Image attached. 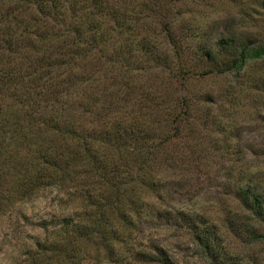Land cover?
Returning a JSON list of instances; mask_svg holds the SVG:
<instances>
[{
  "label": "rangeland",
  "instance_id": "obj_1",
  "mask_svg": "<svg viewBox=\"0 0 264 264\" xmlns=\"http://www.w3.org/2000/svg\"><path fill=\"white\" fill-rule=\"evenodd\" d=\"M58 2L62 13L67 12L60 15L62 34L83 9L72 19L71 11L65 9L69 0ZM100 2L112 4L117 13L124 11L129 17L124 29L116 21L123 15L115 18L104 11L98 17L106 26L101 43L109 47L105 51L109 59L100 73L103 78L93 89L100 91L120 81L115 73L123 69L113 65V54L124 51L115 45L122 46L126 38V51L134 62L131 72L123 74L131 90L127 117L136 118L140 108L148 106L145 119L161 117V127L171 134L165 142L154 132L142 139L139 155H148L145 166L153 176L151 198L133 216V233L119 230L120 244L126 250L116 264H264V55L247 59L233 70L225 64L226 54L204 56L229 37L264 42V0H128L127 6L123 0ZM9 5L23 12L14 20L20 24L17 34L34 40L32 33H21L36 9L29 0H0V39L5 28L2 13ZM43 21L47 25L53 22ZM6 22L12 28L11 19ZM50 34L43 47L53 41ZM62 38L71 43L72 37ZM140 39L147 48L138 46ZM180 44L184 56L177 54ZM79 46L80 51L83 47ZM0 52V73L18 67L20 61L29 63L12 44L0 42ZM8 102L6 96L0 107ZM150 111L154 113L146 116ZM72 115L66 116L68 122ZM8 118L14 127L13 115L0 113V120ZM100 124L96 120L85 128H99ZM1 134L8 143L13 129L0 130V138ZM20 143L17 156H29L25 141ZM57 144L60 147L59 141ZM93 146L100 151L97 144ZM8 163L0 162V177L12 189L27 164H16V159ZM128 166L119 165L118 178L141 183L134 180L136 172L129 174ZM111 188L106 185V190ZM82 198L73 186L52 184L25 199L5 201L0 209V264L70 263L78 249L57 250L50 244L72 238L76 230L79 235L74 237L80 238L92 228L88 224L93 212ZM78 264L115 263L83 258Z\"/></svg>",
  "mask_w": 264,
  "mask_h": 264
},
{
  "label": "trees",
  "instance_id": "obj_2",
  "mask_svg": "<svg viewBox=\"0 0 264 264\" xmlns=\"http://www.w3.org/2000/svg\"><path fill=\"white\" fill-rule=\"evenodd\" d=\"M29 1L35 3L36 9L24 23L21 33H32L34 40L16 32L20 24L14 20L18 14L23 13L18 6L9 5L2 13L5 28L0 42L6 46L12 44L18 52L24 54L22 59H27L29 63L27 65L20 61L18 67L11 66L0 73V101H4L6 96L10 97V102L0 107V113L12 114L15 124L14 127L10 126L12 122L9 118L0 120V130L13 129L12 140L8 143L3 142L1 134L0 162L9 164V159H16V164H27L25 171L20 172L13 182L12 189L9 184H2L5 181H1L0 177V209L5 201L25 199L27 195L52 184L60 188L73 186L83 197L86 207L93 212L92 222L88 224L92 228L82 233L80 238L74 237L76 233L79 235L76 230L72 238L56 241L50 244V248L60 250L63 247V250L68 248L67 251L70 248L78 249L73 259L67 257L71 261L67 264H78L83 258L119 263L126 250L120 244L123 240L119 230H129L128 235H131L134 231H130L133 216L151 198L150 181L153 176L150 167L145 166L148 155L144 152L142 156L139 155L144 146L142 139L154 132L162 136L161 142H165L170 141L171 134L161 127V117L156 115L145 119L144 108L148 106L140 108L136 118L130 120L127 117L131 90L123 74L131 72L134 62L126 51V46H129L126 38L122 46L115 45V48H124V51L113 52L116 58L113 65L117 64L123 69L115 73L120 81L100 91L92 87L103 78L100 73L105 71L109 59L105 53L109 47L101 43L106 26L103 27V20L98 17L104 11H109L115 18L123 15L116 21L124 29L129 17L126 12L117 13L112 4L103 5L100 0H69L65 9L71 11L69 15L72 19H76L75 13L80 9L86 11L87 16L84 20L83 12L77 14L78 20L73 21V25L67 26L61 34L58 25L61 27L63 16H60L62 5L58 0ZM16 2L18 0H14ZM123 3L127 6L128 0H123ZM9 18L12 28L6 22ZM43 19H52L53 22L47 25ZM48 32L54 38L43 47L45 37H49ZM70 32L72 36H69ZM63 36L72 37V45L66 39L63 40ZM79 45L83 47L80 51ZM138 46L147 48L141 39ZM183 47L182 44L176 45L177 54L184 56ZM34 51L35 57L31 60ZM216 53L226 54L225 64L232 70L238 69L247 59L264 55V42L229 37L218 41L217 48L207 51L204 56L211 58ZM122 85L124 88H121ZM123 107L125 110H121ZM153 113L150 111L146 116ZM71 114V121L68 122L66 116ZM96 120L101 121L99 128H85V125ZM158 128L163 129L160 130L163 132L158 131ZM20 141H25L24 148L29 156H17L22 147ZM58 141L60 147L57 146ZM94 144L99 146L100 151L94 150ZM136 162L138 166L132 164ZM120 164L129 165V174L134 176L136 172L134 180L141 183L131 184L120 180ZM106 185L112 188L106 190Z\"/></svg>",
  "mask_w": 264,
  "mask_h": 264
}]
</instances>
